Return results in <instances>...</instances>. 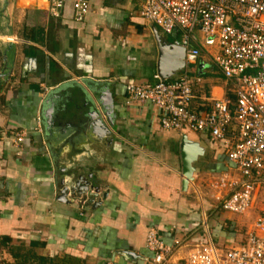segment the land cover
Returning a JSON list of instances; mask_svg holds the SVG:
<instances>
[{"label": "crops", "instance_id": "0c3cea01", "mask_svg": "<svg viewBox=\"0 0 264 264\" xmlns=\"http://www.w3.org/2000/svg\"><path fill=\"white\" fill-rule=\"evenodd\" d=\"M143 2L92 0L77 22L72 0L60 16L48 0H0V237L12 238L10 245L60 264H154L150 228L168 244L195 243L204 220L219 247L243 242L247 231L233 232L238 215L211 198V178L238 174L223 143L208 132L164 129L153 103L127 99L126 84L154 82L160 45L181 36L142 17ZM201 37L195 29L192 44L201 47ZM214 50L202 46L195 61L170 72L169 80L189 77L198 113L236 100L237 81L215 64ZM166 56L171 69L174 56ZM95 112L107 127L95 125ZM21 129L25 137L14 146L13 132ZM184 134L204 149L185 189ZM79 176L99 194L84 205L71 191L60 199ZM187 252L177 249L164 264H185ZM1 262L15 258L0 245Z\"/></svg>", "mask_w": 264, "mask_h": 264}, {"label": "built area", "instance_id": "2783aa9c", "mask_svg": "<svg viewBox=\"0 0 264 264\" xmlns=\"http://www.w3.org/2000/svg\"><path fill=\"white\" fill-rule=\"evenodd\" d=\"M91 1L72 0L75 21L85 20ZM66 2L48 0L50 13L60 16ZM141 16L165 34L180 31L174 44L186 49L188 62L200 56L202 46L215 49V64L226 78L237 81L235 103L217 100L205 113L191 109L193 87L185 74L172 80L156 74L154 82H129L125 89L129 101H150L159 109L164 129L208 132L223 143L238 174L211 178V198L224 211L243 215L257 190L264 188V0H144ZM195 29L201 31V47L192 44ZM41 123L40 117L38 131ZM25 134L24 129L13 132V145L19 146ZM202 225L203 238L195 243L174 239L168 244L156 228H150L146 247L153 263L164 264L177 249L186 247L185 264H264V212L243 242L228 248L215 243L206 220Z\"/></svg>", "mask_w": 264, "mask_h": 264}, {"label": "water", "instance_id": "95a60500", "mask_svg": "<svg viewBox=\"0 0 264 264\" xmlns=\"http://www.w3.org/2000/svg\"><path fill=\"white\" fill-rule=\"evenodd\" d=\"M169 50H171V52H169ZM160 51H161V56H160L158 73L163 80H169L170 77L172 76L170 72H173V69L178 70V69H183L185 67L186 49L182 46H178L172 43H165L160 45ZM169 54H172L175 59L174 65L173 64L171 65V69H168L169 68L167 67L168 65L165 64L167 62V56L165 57V55H168L169 57ZM105 97H107L106 101L108 102L110 99L109 96L106 95ZM50 111L51 109H49L47 113H49ZM93 116H95L94 117L95 125H97V127H100V129L107 127V124L105 123V120L102 118L100 112H95ZM203 154H204V149L200 147L198 143L190 141L187 138V135L184 134L182 139V146H181V157L183 162V175H184L182 184L184 189L187 187L188 183L193 179V173L195 171V167L193 164ZM70 191L71 194H73V196H71L73 200H75L76 198L77 199L81 198L80 201L82 202L86 200L87 202L86 204L93 201L94 198L97 196V194H99L98 193L99 190L97 188L95 189L94 185L91 184V180L88 179V181H85L83 176L78 177L72 188L62 189L61 196L59 198L66 200L67 195Z\"/></svg>", "mask_w": 264, "mask_h": 264}, {"label": "trees", "instance_id": "16d2710c", "mask_svg": "<svg viewBox=\"0 0 264 264\" xmlns=\"http://www.w3.org/2000/svg\"><path fill=\"white\" fill-rule=\"evenodd\" d=\"M12 243V238L8 236L0 237V245L7 249L15 258V264H27L32 261H36L39 264H60L56 262V259L51 257L39 256L36 254L30 253L27 247L24 244L19 246L10 245ZM36 244V243H35ZM31 243L30 248L35 245Z\"/></svg>", "mask_w": 264, "mask_h": 264}, {"label": "rangeland", "instance_id": "374dc122", "mask_svg": "<svg viewBox=\"0 0 264 264\" xmlns=\"http://www.w3.org/2000/svg\"><path fill=\"white\" fill-rule=\"evenodd\" d=\"M253 202H254L253 205L250 207V209L246 213H244L243 215L236 216L238 220H236L237 223L233 229V232H235L238 235H243L244 232L248 231L247 229L251 227L256 217L263 212L262 211V208L264 207L263 205L264 204V189L263 188H260L257 190V194L254 195ZM248 225H250L249 228H248ZM209 226H211L210 223H209ZM210 231L213 233L211 229ZM1 263L3 264V262Z\"/></svg>", "mask_w": 264, "mask_h": 264}]
</instances>
